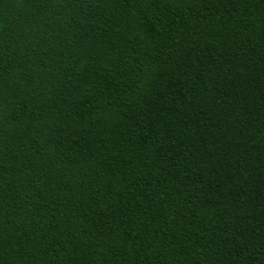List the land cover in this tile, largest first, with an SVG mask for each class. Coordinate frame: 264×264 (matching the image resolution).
<instances>
[{
    "label": "trees",
    "instance_id": "1",
    "mask_svg": "<svg viewBox=\"0 0 264 264\" xmlns=\"http://www.w3.org/2000/svg\"><path fill=\"white\" fill-rule=\"evenodd\" d=\"M0 264H264V0H0Z\"/></svg>",
    "mask_w": 264,
    "mask_h": 264
}]
</instances>
